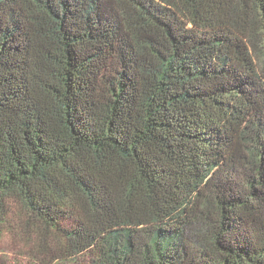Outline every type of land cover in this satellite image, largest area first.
Segmentation results:
<instances>
[{
    "label": "trees",
    "instance_id": "trees-1",
    "mask_svg": "<svg viewBox=\"0 0 264 264\" xmlns=\"http://www.w3.org/2000/svg\"><path fill=\"white\" fill-rule=\"evenodd\" d=\"M8 203L21 264H264V0H0Z\"/></svg>",
    "mask_w": 264,
    "mask_h": 264
},
{
    "label": "rangeland",
    "instance_id": "rangeland-1",
    "mask_svg": "<svg viewBox=\"0 0 264 264\" xmlns=\"http://www.w3.org/2000/svg\"><path fill=\"white\" fill-rule=\"evenodd\" d=\"M2 213L6 214L4 219L7 222L1 221L0 224V264L27 262L30 259L31 249L27 238L18 228L20 208L15 203H8Z\"/></svg>",
    "mask_w": 264,
    "mask_h": 264
}]
</instances>
